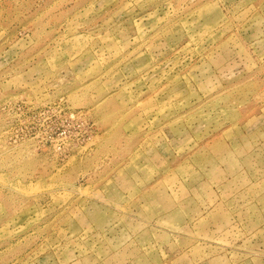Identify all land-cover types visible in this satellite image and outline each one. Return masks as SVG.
Returning a JSON list of instances; mask_svg holds the SVG:
<instances>
[{"label":"rangeland","instance_id":"1","mask_svg":"<svg viewBox=\"0 0 264 264\" xmlns=\"http://www.w3.org/2000/svg\"><path fill=\"white\" fill-rule=\"evenodd\" d=\"M0 264H264V0H0Z\"/></svg>","mask_w":264,"mask_h":264}]
</instances>
